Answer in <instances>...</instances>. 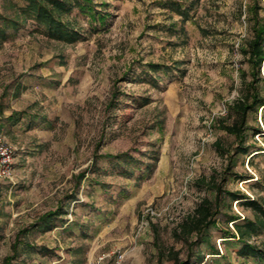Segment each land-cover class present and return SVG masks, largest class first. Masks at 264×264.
Returning a JSON list of instances; mask_svg holds the SVG:
<instances>
[{"label": "rangeland", "instance_id": "1", "mask_svg": "<svg viewBox=\"0 0 264 264\" xmlns=\"http://www.w3.org/2000/svg\"><path fill=\"white\" fill-rule=\"evenodd\" d=\"M250 2L94 0L104 21L78 7L63 16L82 33L73 43L34 21L7 30L0 134L12 157L0 178V264L21 232L11 264H178L189 252L182 225L213 196L211 177L264 197V105L248 114L245 153L223 128L251 79L241 50ZM260 77L264 95L263 68ZM118 154L130 158L109 156ZM62 201L52 229L31 226ZM241 201L227 199L220 219L253 217ZM209 234L192 264H261L239 256L236 238ZM250 241L264 246V233Z\"/></svg>", "mask_w": 264, "mask_h": 264}, {"label": "trees", "instance_id": "2", "mask_svg": "<svg viewBox=\"0 0 264 264\" xmlns=\"http://www.w3.org/2000/svg\"><path fill=\"white\" fill-rule=\"evenodd\" d=\"M75 7H78L82 13H89L94 16L93 18L105 20V14L97 11L94 0H3V10H0V43L9 38L8 29L19 31L27 27L32 21L39 28L42 27L50 37L73 43L82 37V33L73 26L70 20L64 19L63 16L70 13ZM246 7L247 17L251 22L252 35L244 40L241 50L251 65V70L248 73L243 72V74H245V78L251 75V79L245 80L242 95L230 105L231 122L223 124V128L238 140L235 153H245L248 150V147L243 145L248 129V114L252 109L264 105V95L259 85L260 74L262 68L264 69V7L260 5L259 0H251ZM218 149L223 155H229L231 152L222 147ZM109 156L117 157L123 161L130 158L121 154ZM85 177V171L77 176V186ZM216 180V177L213 176L209 181H206V187L212 191L213 196L204 197L182 225L183 234H185L182 239L188 243L189 252L186 259H178L176 256L178 264H192L194 259L204 257L200 247L204 243L212 244L209 234L212 228L221 230L226 237L237 239V243L240 245L239 256L253 258L256 263L264 264V246L250 241L251 238L264 233V197L262 199L247 198L240 192L224 189L223 183ZM74 197L76 195H69L68 199ZM242 198V204L253 211V217L242 218L239 215L226 213L225 221L228 224L224 227L225 221H222L219 215L222 213L225 202L229 199L232 203L234 200H241ZM66 212L64 201H62L56 209L40 215L31 226L52 229L55 226L53 220ZM231 221H234L235 229L229 226ZM21 234L22 232L19 233L12 245V254L4 258L5 264H11L12 260L18 256L19 246L22 243ZM192 237L195 238L191 239Z\"/></svg>", "mask_w": 264, "mask_h": 264}, {"label": "built area", "instance_id": "3", "mask_svg": "<svg viewBox=\"0 0 264 264\" xmlns=\"http://www.w3.org/2000/svg\"><path fill=\"white\" fill-rule=\"evenodd\" d=\"M12 157V150L4 146V137L0 134V178L5 177L8 173L5 168Z\"/></svg>", "mask_w": 264, "mask_h": 264}]
</instances>
